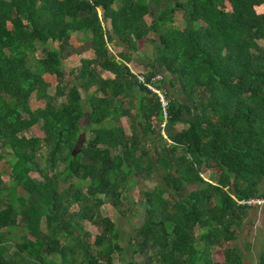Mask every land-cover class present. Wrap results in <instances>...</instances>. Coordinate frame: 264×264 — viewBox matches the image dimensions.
<instances>
[{"label": "trees", "instance_id": "trees-1", "mask_svg": "<svg viewBox=\"0 0 264 264\" xmlns=\"http://www.w3.org/2000/svg\"><path fill=\"white\" fill-rule=\"evenodd\" d=\"M158 3L0 0V264H119L113 252L125 256L124 245L129 256L147 252L148 264H242L233 240L249 207L234 200L264 195V0ZM76 32L89 33L79 51L70 41ZM138 39L153 44L144 80L161 75L153 83L167 99L163 134L155 93L127 66ZM109 43L123 47L113 52ZM38 45L39 69L54 77L51 94L28 65ZM71 52L79 65L66 78L62 61ZM175 83L192 104L169 93ZM30 96L42 104L30 108ZM181 119L185 126L174 129ZM35 123L42 135H26ZM81 128L88 134L75 147ZM143 137L152 139L149 151ZM203 167L214 168L213 179L200 175ZM134 174L160 181L133 201L125 190ZM104 202L122 217L142 207L125 244ZM82 219L98 229L91 241ZM212 243L220 254L213 261Z\"/></svg>", "mask_w": 264, "mask_h": 264}, {"label": "rangeland", "instance_id": "rangeland-1", "mask_svg": "<svg viewBox=\"0 0 264 264\" xmlns=\"http://www.w3.org/2000/svg\"><path fill=\"white\" fill-rule=\"evenodd\" d=\"M168 1L169 0H159V3H158L157 6H160V5H162V4H164L165 2H168ZM154 9H155V7H152V9H151V14L152 15L154 13ZM143 18H144V20L146 22H148L150 17L148 15H144ZM179 21H180V16L177 13V15L175 16L174 22L180 24ZM151 35H152V33H148L147 34V36H151ZM77 38H80L82 40V43H81V41L79 42L77 40ZM88 39H89V33L88 32H86V33L85 32H76V33H72L70 41L72 42L73 45H75L77 47V51H79V50H82L85 47V44H86ZM153 40H154V44L158 43V38H157L156 35L153 38ZM45 43H46L47 46L51 45V42L49 40L46 41ZM107 45H108V49L110 51H113V52H116L121 47H123V46H119V45H115V44H111V43H109ZM39 46H41V45L37 46L38 50L34 51L33 53H29L28 54V65L30 66L32 71L38 72L41 75V77L48 83L47 86H46V92L51 94L53 92L54 77H53V75L47 74L45 72H42L39 69V67H38V65L36 63V58L39 55H41V52L39 50L40 49ZM136 48L137 49L135 51L129 52L131 57H132V59L127 62V66L129 67L130 70H132L134 72H136V71H144L145 70V68H144L145 60L144 59L145 58H149L152 55V53H153V44L150 41H148L147 39H138L136 41ZM81 54H83L84 56H89L90 55L88 52H85V51H83ZM79 56H80L79 52H71L70 55H68L65 59H63L62 68H63V71H64V77L69 78V76L67 75L68 74L67 72H69V71L73 72L78 67L79 61L77 59L79 58ZM140 56H143V57L139 58ZM168 76H169V74L167 73L163 77V80L166 82V84H167ZM168 88H169V93H171L172 95H174L176 97H179V99L185 100L189 104L193 103L183 93H180L177 83H175L171 88L170 87H168ZM133 95H134L133 93H129L128 98H132ZM206 97H207V94H206V92H205V90L203 88L202 92H201V98H206ZM28 103H29L30 108H33L36 105H39V104L41 105L42 104V100L41 99L38 100L35 97L30 96V98L28 100ZM55 105H57V104H55ZM82 106H83L84 109L87 108V106L84 104V102L82 103ZM118 120H119L120 124L123 126L124 130L127 131V125H126L125 118L124 117H119ZM85 122H86V117L84 115L82 118H80L79 124L82 125ZM182 125H184V124H182ZM173 128L176 129V130H177V128L179 129V127L175 126V125L173 126ZM25 134L26 135H42V132H41L39 126H38V123H35V124L31 125L25 131ZM87 134H88V130L81 128L79 130V133H78L77 139H76V141L74 143V146L78 147L80 141H82L86 137ZM144 140H145V138L143 137L141 139V142H140V144H142L141 148L142 149H147L149 147L148 146L145 147L146 146L145 144L143 145V141ZM148 141H149L150 145L151 144L153 145L152 139H150L149 137H148ZM146 143L148 145V142H146ZM152 145H151V147H152ZM3 166H6L5 162L2 163V165H0V169ZM59 166H61V165L59 164ZM155 169L160 170L158 167H155ZM213 169L214 168H204L203 167L201 169L200 175L204 179H213L214 176H215ZM29 174L31 176H33L34 178H37V179L40 178V175L35 170L29 171ZM132 179H133L132 186L129 187L127 190H125V192L128 193V196L133 201L137 200L138 198H140V189L143 186L145 188L146 187L150 188L152 186L151 184H154V183L156 184V181L159 180L158 178H156V179H148V178L145 179V178H142V177H140V176H138L136 174L133 175ZM1 183L3 184V182H1ZM0 193H1L0 195H2L4 193V191L1 190ZM163 195H165V193H163ZM120 200H121V203L120 202L118 203V207L119 208H124V205L126 204V202H124V200H123V195H121ZM210 203H212V200H210ZM100 209L105 214H107V215H109V216H111L112 218L115 219V223L119 226L120 230L122 231V233L120 234V237L118 239L119 243L120 244H125V240H128V238L130 236V233H131V223L129 221V217H127V215L123 216V217L119 216L117 211L114 210L107 202H104L101 205ZM41 220H42V218H41ZM139 221H140V218L135 220L133 222V226L137 225L139 223ZM126 222L128 224H126ZM81 223H82L83 228H85L86 230H88L90 232V236L88 237V239H89V241H91L93 234L98 229H96L95 226L92 225L86 219H82ZM42 224L43 223L41 222L40 225H42ZM197 231H198V228L195 229L194 233L196 234ZM18 233H19V229H18L17 226L15 227V229L11 228L10 233L8 234L9 239H14L18 235ZM125 247H127V248L125 249ZM124 249H125V251H124L125 252V256L123 255L124 257L120 256L118 254L117 250H115L113 252V255H114L113 260H117V263L126 264V262L123 261V260H126L125 257L128 256L127 254L129 253V251L131 249H130V247H128L126 245H124ZM124 252L122 251V253H124ZM134 256H135L134 260H136L135 264H148L149 257H148L147 252L135 253Z\"/></svg>", "mask_w": 264, "mask_h": 264}, {"label": "crops", "instance_id": "crops-1", "mask_svg": "<svg viewBox=\"0 0 264 264\" xmlns=\"http://www.w3.org/2000/svg\"><path fill=\"white\" fill-rule=\"evenodd\" d=\"M174 125L178 126L180 129L181 127L185 126V123L184 120L181 119V121L174 123L173 126ZM144 141L148 142V145L146 143L145 147L148 146L149 148H147L146 150L149 151L152 144L151 145L149 144L148 138H145ZM155 176L152 175L150 179L158 178ZM258 190L260 193L262 192L264 193V177L258 182ZM137 207L138 209L133 211V214L129 216V221L131 223V231L133 227V222L143 217L142 208L140 207V205H137ZM126 224L128 223L126 222ZM11 228L15 229V227H11ZM119 232L120 234L122 233L120 228H119ZM233 244L241 250L242 264H256L259 253L261 252V250L264 249V205H260L252 208L249 207L247 209L246 214L242 217L240 229L238 230L237 236L233 240ZM217 249L218 246L214 243L207 246L208 257H210L211 261L215 260L217 257H220V254H218ZM135 253L130 254V256L127 254L128 256L125 257L127 260H129L130 258L131 260L130 264H135L136 261L134 260ZM123 254H125V252ZM114 261L117 262V260Z\"/></svg>", "mask_w": 264, "mask_h": 264}, {"label": "built area", "instance_id": "built-area-1", "mask_svg": "<svg viewBox=\"0 0 264 264\" xmlns=\"http://www.w3.org/2000/svg\"><path fill=\"white\" fill-rule=\"evenodd\" d=\"M144 71H141L142 73L138 74L137 77L140 81L144 82L145 87L149 91L155 93L156 95V100L158 102L159 110L161 114V120L158 123V130L161 134H163L165 122L166 119L168 118L167 99L165 97L164 89L161 86H158L153 83L154 81L159 80L161 75L159 74V72H154L152 75L149 76V80L145 81L144 74H146V72ZM234 202L237 205H242L246 207H256V206L264 205V195L241 196L235 198Z\"/></svg>", "mask_w": 264, "mask_h": 264}, {"label": "clouds", "instance_id": "clouds-1", "mask_svg": "<svg viewBox=\"0 0 264 264\" xmlns=\"http://www.w3.org/2000/svg\"><path fill=\"white\" fill-rule=\"evenodd\" d=\"M159 131V130H158ZM146 179V178H145ZM148 179H150V178H148Z\"/></svg>", "mask_w": 264, "mask_h": 264}]
</instances>
